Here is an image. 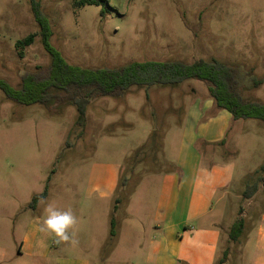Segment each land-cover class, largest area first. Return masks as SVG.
I'll return each mask as SVG.
<instances>
[{
  "label": "rangeland",
  "instance_id": "374dc122",
  "mask_svg": "<svg viewBox=\"0 0 264 264\" xmlns=\"http://www.w3.org/2000/svg\"><path fill=\"white\" fill-rule=\"evenodd\" d=\"M35 1L50 47L70 66L217 60L235 69L242 101L264 104V0H106L80 8L75 0ZM30 34L33 43L16 48ZM49 67L30 1L0 0V80L19 90L27 76L45 79ZM208 100L217 109L198 80L137 85L92 100L77 124L71 105L26 106L0 91V264H217L225 250L223 264H264V170L255 174L264 166V122L256 119H232L220 143L198 149L200 170L226 179L210 214L187 222L193 231L180 229V257L156 260L180 139ZM257 176L263 181L245 199ZM48 205L71 209L69 240L40 231ZM239 219L244 233L233 243L228 232Z\"/></svg>",
  "mask_w": 264,
  "mask_h": 264
},
{
  "label": "trees",
  "instance_id": "16d2710c",
  "mask_svg": "<svg viewBox=\"0 0 264 264\" xmlns=\"http://www.w3.org/2000/svg\"><path fill=\"white\" fill-rule=\"evenodd\" d=\"M34 19L39 27V36L44 50L50 57L48 76L37 80L31 76L24 78L19 90H14L0 80V91L10 100L21 105L39 104L45 107L50 104L71 105L77 114V124L83 121L89 103L100 97H119L132 86L178 85L186 80H198L208 84V93L219 110L227 111L233 120L256 119L264 122V104L242 101L236 92V71L217 60H197L191 64L179 61L170 62H131L115 69H84L68 65L58 52L49 45L51 35L47 19L42 15L39 3L29 0ZM106 0H75V8L84 6L105 5ZM104 15V11L100 12ZM35 34L16 42V48L22 50L33 43ZM254 85L259 83L255 82ZM264 170L261 166L259 174ZM263 181L257 176L253 184L246 186L243 197L250 199L257 191L258 184ZM46 190L33 196L31 206L39 199L45 198ZM244 221L234 222L228 232V238L236 243L243 236ZM115 235L114 224L110 222V237ZM227 252L223 251L217 264H223Z\"/></svg>",
  "mask_w": 264,
  "mask_h": 264
},
{
  "label": "crops",
  "instance_id": "0c3cea01",
  "mask_svg": "<svg viewBox=\"0 0 264 264\" xmlns=\"http://www.w3.org/2000/svg\"><path fill=\"white\" fill-rule=\"evenodd\" d=\"M232 121V116L225 110L212 108L210 100L191 113L183 130L176 161L173 185L165 209V227L162 238L155 251L156 260L164 263L180 257L176 244L181 238L180 229L193 231L187 222L204 219L211 212V198L226 174L215 169L200 170L202 159L198 149L220 143ZM176 182V187H175ZM211 242L217 241L218 231L212 229ZM190 226V225H189ZM215 243V242H214Z\"/></svg>",
  "mask_w": 264,
  "mask_h": 264
},
{
  "label": "clouds",
  "instance_id": "9594fccd",
  "mask_svg": "<svg viewBox=\"0 0 264 264\" xmlns=\"http://www.w3.org/2000/svg\"><path fill=\"white\" fill-rule=\"evenodd\" d=\"M46 215L43 218V223L40 231L47 230L53 234L58 241H67L70 238L68 229L75 224L76 218L71 209L59 210L52 205L45 208Z\"/></svg>",
  "mask_w": 264,
  "mask_h": 264
}]
</instances>
